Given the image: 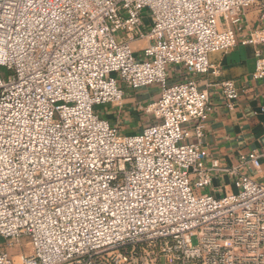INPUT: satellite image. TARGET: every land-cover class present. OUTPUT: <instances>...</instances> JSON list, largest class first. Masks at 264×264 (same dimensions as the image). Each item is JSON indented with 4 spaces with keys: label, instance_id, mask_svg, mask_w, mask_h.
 Returning <instances> with one entry per match:
<instances>
[{
    "label": "built area",
    "instance_id": "obj_1",
    "mask_svg": "<svg viewBox=\"0 0 264 264\" xmlns=\"http://www.w3.org/2000/svg\"><path fill=\"white\" fill-rule=\"evenodd\" d=\"M240 43L263 80L264 0H0V264H264V147L201 150L198 78ZM150 87L141 132L97 110ZM219 89L233 110L236 82Z\"/></svg>",
    "mask_w": 264,
    "mask_h": 264
},
{
    "label": "crops",
    "instance_id": "obj_2",
    "mask_svg": "<svg viewBox=\"0 0 264 264\" xmlns=\"http://www.w3.org/2000/svg\"><path fill=\"white\" fill-rule=\"evenodd\" d=\"M257 13L250 11L246 18L249 27L258 24ZM143 47L140 42L133 48L139 51ZM211 62L219 68L220 74H210L198 80L203 88L208 90L213 98V112L206 125V136L201 143L202 154L210 164L218 160L223 166H231L241 153L259 151L264 147V114L260 108L264 106V79L254 80L256 58L255 48L240 43L226 54H214ZM235 81L240 89V98L233 110L226 107L220 93L221 82ZM159 97V88L150 87L129 96L123 108L124 117L134 116L138 109L155 102ZM112 120V116H110ZM123 131V130H122ZM137 128H125L126 134H136ZM220 180L215 179L218 186Z\"/></svg>",
    "mask_w": 264,
    "mask_h": 264
},
{
    "label": "rangeland",
    "instance_id": "obj_3",
    "mask_svg": "<svg viewBox=\"0 0 264 264\" xmlns=\"http://www.w3.org/2000/svg\"><path fill=\"white\" fill-rule=\"evenodd\" d=\"M144 17H145V21L148 23L149 18L146 12H145ZM8 73L9 72L6 69L0 70V76L2 78H6L8 76ZM128 99L129 98L127 97L124 100L123 104L119 107L101 106V107H98L97 110L102 113L106 111L102 116L107 118L111 122V124H113L114 126H118L121 130H123V132L125 131V128L127 127L137 128L138 130H140L139 132H141L146 125L152 122V117H149L147 113L145 112L144 108H146V106H143L144 107L143 109H138V112L134 114V116L124 117L125 113L123 111V108L125 106L126 100ZM110 116H112V120L110 119ZM193 241H194V244L197 243L196 239H194ZM13 244L14 246L10 249V252L13 255L15 261L18 263L20 262L21 254L30 253V247L26 246L25 240H22L21 248L17 247L18 242L15 241Z\"/></svg>",
    "mask_w": 264,
    "mask_h": 264
}]
</instances>
